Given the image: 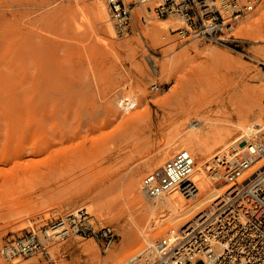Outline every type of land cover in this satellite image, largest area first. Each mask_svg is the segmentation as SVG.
Instances as JSON below:
<instances>
[{
	"label": "rangeland",
	"instance_id": "obj_1",
	"mask_svg": "<svg viewBox=\"0 0 264 264\" xmlns=\"http://www.w3.org/2000/svg\"><path fill=\"white\" fill-rule=\"evenodd\" d=\"M99 1L0 0V156L7 159L0 163V248L83 207L115 240L104 250L101 241L71 235L48 255L0 257V264H91L97 256L104 264L111 255L117 264L147 252L156 228L136 176L125 177L131 167L197 128L198 142L213 137L203 149L211 162L243 139L263 141L264 113L248 97L263 77V43L234 31L238 42L225 48L168 32L159 37L165 45L155 46L145 28L119 34L103 0L112 29L105 31L93 14ZM259 9L264 0L246 18ZM124 101L133 105L124 109ZM17 150L28 164L14 159Z\"/></svg>",
	"mask_w": 264,
	"mask_h": 264
},
{
	"label": "built area",
	"instance_id": "obj_2",
	"mask_svg": "<svg viewBox=\"0 0 264 264\" xmlns=\"http://www.w3.org/2000/svg\"><path fill=\"white\" fill-rule=\"evenodd\" d=\"M111 21L119 33L151 20L175 19L171 34L186 43L228 48L238 42V23L253 13L262 0H106ZM264 65V64H263ZM264 79V70H263ZM157 92V85L151 86ZM124 109L133 102L124 101ZM193 155L177 151L162 166L147 172L142 190L150 199L178 190L186 198L195 194L189 181ZM208 177L227 189L209 207L179 229L168 230L150 253L142 252L117 264H264V144L252 139L222 151L206 165ZM102 242L107 250L115 240L109 227H98L86 210L57 217L39 228L10 236L0 248V257L48 255L53 243L69 236Z\"/></svg>",
	"mask_w": 264,
	"mask_h": 264
},
{
	"label": "bare ground",
	"instance_id": "obj_3",
	"mask_svg": "<svg viewBox=\"0 0 264 264\" xmlns=\"http://www.w3.org/2000/svg\"><path fill=\"white\" fill-rule=\"evenodd\" d=\"M104 4L105 3L103 2V0L97 2V4L95 5L93 9V14H95L94 17L97 20V22L99 24H102V26L105 27L104 30L111 32L112 31L111 26L107 24L108 15H107L106 7ZM177 26H178L177 21L172 18L167 19V20H162V21L159 20L158 23H154L151 20L144 27L138 25V29L142 28L138 31L140 32L141 30H143V28H145V30L147 31L146 34L151 39L152 43L155 44V46H158L156 44H160L161 46V44L162 45H165V44H163L164 42H161L159 37L162 35H166L171 30H174ZM235 31H237L238 35H240V37L243 39H248V40L250 39L253 42L264 44V9H261V10L259 9L257 13V17L255 18L245 17L244 19H242L238 23V26ZM260 51L259 53H261L262 56L264 57V49ZM207 54H209V57L212 58L213 60H216L219 62H225V61L227 62V60L225 59L223 55L217 54L213 50H210V51L208 50ZM173 62L174 61H170L168 63V67L171 68L173 65ZM241 92H244V91L241 90ZM248 93H249L248 94L249 99L253 101V108H256L257 110L261 111V114H263L264 113V79L262 76H259V75L256 76V85L251 90H249ZM195 123L198 126L197 122H194V124ZM201 132H202V128L194 129L189 134L181 138L180 140H175L173 142H169L161 146V149H159L158 152L155 153L154 151L155 154L151 155V153L153 152L151 151L148 152L150 153L151 156L149 154H148L149 157L146 155L148 159H146L145 162L138 163L135 166L131 167L129 172H127V174L125 175V177H129L130 175L136 176V179H135L136 187H140L142 190L141 177L143 173L145 172V170L149 172L155 168L162 166L177 151L182 150V149L188 150L194 157L195 165H194L193 172L191 176L189 177V181L192 182L196 187L197 192L195 194H191L186 198L178 190H174L159 198L150 199L149 197L145 195V193L142 190L143 197L146 200V203L148 204V209L150 212L151 220L153 222V225L156 228V230L153 231L152 233L153 240L151 241V246L147 249L146 253H150L152 251L156 242L168 230L179 229L180 227H182L185 223L190 221L200 211L209 207L211 203L214 202L226 190V189H223L222 186L218 184L220 181L219 182L215 181L214 179L208 177L206 173V165L210 163L211 161H210L209 155L203 153V149L212 147L214 140H213L212 135H209L206 137V140L202 142H200L201 141L200 140L198 142ZM260 134L261 136L262 134L264 135V129L260 132ZM258 136L260 138L259 134L256 135L255 137H258ZM261 143L264 144V138ZM235 145L233 144L232 146H235ZM12 156L14 157V159L17 160L18 163L28 164L30 162L28 158L26 157V153H24L22 150L15 151ZM6 160L7 159L4 155L0 156V163L5 162ZM211 192L214 194V196L211 199L204 201L202 198L208 194H211ZM98 204L96 205L100 208V211L103 212L102 211L103 209L101 208L102 207L105 208V205L101 204L102 205L101 206L100 203ZM96 205L94 207H96ZM95 209L99 210L97 207ZM80 210H86L89 215L93 216L94 218L96 217V215L94 216V214L91 211H89L86 207L80 208L78 211ZM167 211L169 215H167ZM99 215L100 217L104 216V214L102 213ZM95 219L97 220V218ZM167 223H173L172 225L174 226H171L168 229L166 228L167 230L163 233V235L161 234L159 235L160 232L164 231L165 229L164 225ZM176 224L177 226H175ZM166 226L167 225H165V227ZM159 236L161 237L158 239ZM71 247H73V244H71ZM53 249L55 251H58L60 247L56 246ZM84 254H87V251H85ZM112 257H113L112 255L108 256L105 260H103V263L110 264L113 259ZM133 257L134 256H131L125 259L124 261L131 259ZM101 262L102 260L99 258V256H97L91 264H102Z\"/></svg>",
	"mask_w": 264,
	"mask_h": 264
}]
</instances>
